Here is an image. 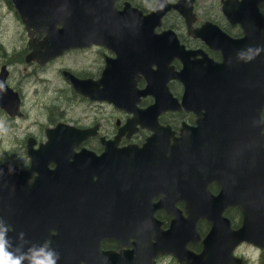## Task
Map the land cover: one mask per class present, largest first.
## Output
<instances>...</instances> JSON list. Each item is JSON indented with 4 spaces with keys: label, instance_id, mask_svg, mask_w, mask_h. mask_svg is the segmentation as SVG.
<instances>
[{
    "label": "water",
    "instance_id": "95a60500",
    "mask_svg": "<svg viewBox=\"0 0 264 264\" xmlns=\"http://www.w3.org/2000/svg\"><path fill=\"white\" fill-rule=\"evenodd\" d=\"M113 1L13 0L29 30L32 28L37 31L46 30L49 34V38L43 43L38 42L37 39L30 41L34 50L27 55L26 60L45 63L68 48L83 45L82 41L79 42V37L83 35L90 40L95 35L109 34L96 33L95 28L98 30L127 28L125 23L131 19L113 14ZM192 1L182 0L180 3L170 4L167 0H158L159 8L156 14L140 16L142 26L154 29L157 25H161L165 12L176 8L185 17L189 32L196 37L206 39V33L211 30H217L228 37L213 22L194 28V13L190 5L187 8ZM263 1L228 0L224 3L223 11L229 21L239 23L246 35L241 39H233L230 48L231 57L220 64L206 57L198 59L199 61L193 60L192 57L199 51L186 50L179 43V38L172 29L161 34L163 39L161 42L153 40L149 48L142 40V44L146 47L145 52H149V57L144 60L145 63L151 59L155 61L159 66L160 74L157 76L153 72L147 73L150 82L145 94L148 92L154 94L156 103L140 114L144 122L143 126L154 130L155 133L142 147L134 145L118 150L123 159H129V178L131 177L126 195L121 191L128 198L129 207L124 211L120 208V213L122 215L124 212L125 217L127 214L128 220L125 221L124 218L122 220L121 216L120 223L126 222L130 238H135V242L132 243L135 248L124 256L125 264H154V258L160 253L175 254L181 264H195V261L199 264L203 261L212 264L213 260L220 262L224 260L227 253L232 257L234 244L241 241H248L264 248V117L262 115L264 51L258 56L255 55L257 47H264V16L259 9V3ZM58 23H63V28H57ZM133 26L138 25L135 23ZM131 35L136 37L140 35L141 39L144 36H151L148 32L140 34L131 32L127 36ZM227 40L232 38L228 37ZM135 44L137 46V43ZM157 47L160 48L159 52L151 58ZM249 57L254 59L248 61ZM175 58L183 62V68L179 71H175L170 66ZM208 61L213 68L208 66ZM171 79H179L184 85L181 103L170 91L168 82ZM79 83L85 82L74 78L75 87L78 91L84 92L80 89ZM216 84L219 86L217 93L223 95L222 100L226 109L221 112L209 110V114L207 113L203 120H198L197 127L183 129L182 136L174 138L175 142L171 143L173 132L169 126L164 127L158 123L159 114L166 110L179 109L181 106L187 109L205 107V99H210L207 97V90L210 85L214 88ZM115 98L113 101L121 108L134 102V99ZM20 103L18 92L7 86L5 75H0V107L11 115H19ZM58 127L48 130L47 144L31 152L35 168L41 167V170H38L40 177L32 178L30 172L15 170L11 162L0 165V221H3L7 227L6 238L11 245L9 251L19 254V252H27L33 245H43L46 241H50L51 248L59 254L57 264H75L73 260L63 261L60 257L61 250L70 246L74 247V251L81 248L98 250L100 241L107 236L109 228L105 230L103 227L104 229L93 231L91 235L95 240L89 241L90 244L82 243L80 239L82 236L76 242L79 244H76L75 241H64L53 234L63 220H70L67 227H76L77 224L71 225L73 224L71 219L75 218L72 215L75 212L80 215V209L68 205L64 199V189L71 187L73 174L77 173L78 169L64 160L68 153L64 154L61 149L62 142L60 144L56 131ZM199 148H203L201 155L204 157L201 156V163L204 166V177L193 174V171L196 172L201 166L196 154ZM105 154L100 157L103 161L109 158ZM81 155L84 157V154ZM206 157H213V162L211 163ZM50 161L58 163L53 170L46 168ZM189 175L198 182L202 181L203 191L190 190ZM212 178H216L222 185V190L217 195L207 189V184ZM32 179L33 181L30 182ZM118 183H121V178L114 184ZM90 192H93L91 196L98 194L95 191ZM157 196L161 199L154 202L153 199ZM85 200L86 198L83 199V203ZM178 200L187 203L190 218H184L181 210L176 208ZM230 206H239L243 212L244 220L240 229L234 230L229 218L224 215V211ZM99 208L97 207L92 214L95 220L104 218L103 210ZM163 208L177 217L172 221L171 227L165 231L161 228V221L155 216L156 211ZM199 218L208 219L212 229L205 239L208 247L206 251L202 254H194L187 249V240L181 239V234L184 232L180 233V230L194 229L196 233ZM78 234L79 231L72 235L78 238Z\"/></svg>",
    "mask_w": 264,
    "mask_h": 264
},
{
    "label": "flooded vegetation",
    "instance_id": "af4514ba",
    "mask_svg": "<svg viewBox=\"0 0 264 264\" xmlns=\"http://www.w3.org/2000/svg\"><path fill=\"white\" fill-rule=\"evenodd\" d=\"M226 1L228 0H193L187 5V8L190 5L194 13V28L201 27L207 22H213L232 40L228 41V37L223 36L217 30L208 31L206 33L207 40L196 37L189 32L185 17L176 8H171L165 12L161 19V25H157L152 30L145 28L142 26L140 16L156 14L159 8L158 0H114L113 14L116 13L115 15L122 18L131 19L125 23L127 28L100 30L95 28L96 33L109 34L107 36L95 35L90 40L84 38L83 35V37H79V42L82 41L83 45L68 48L62 54L42 63L37 60L27 61L26 57L34 50L30 41L37 39L38 42L43 43L49 38L48 31H37L33 28L29 30L13 0H0L1 7L7 9L8 13L14 14V19L23 25L21 30L14 31L13 39L9 38V34H7V38L4 35L0 37V52L6 54L10 51L18 54V58L16 56L8 59L0 58V75H5V83L9 88L18 92L21 99V114L19 115H11L6 109L0 107L1 122L9 124L8 130L11 129L13 133L12 138L8 140L0 137V144L2 143L0 145V165L11 162V165L16 168L15 170L30 172L32 178L40 177L38 170H41V167L36 166L35 168L31 152L47 144L49 142L48 130L59 126L56 131L60 138V144L62 142L61 149L64 154L68 153L64 160L78 169L77 173H74L73 177L71 176L73 178L71 187L63 188L65 191L64 199L68 205L79 208L80 215L78 216L76 212L72 215L75 218L71 219L73 222L71 225L77 224L76 227H67L70 220H63L60 222V227L53 231V234L58 238L60 237L61 240L75 241L74 243L82 236L80 237L81 242L89 243L94 239V236L91 235L93 231L109 228L107 236L101 239L98 250L81 248V250L74 251L73 246L63 248L60 253L63 261L73 260L75 264H125L124 256L135 248L132 244L135 242V238H130L126 222L120 223L121 216L122 220L123 218L125 221L128 220L126 219L127 214L126 217L124 212L121 215L120 208L124 211L129 207V200L125 195L131 177L129 178V159H123L118 150L134 145L142 147L148 138L155 133L154 130L143 126L142 123L144 122L141 120L140 114L156 103L154 94L149 92L145 94L150 82L147 73L153 72L158 76L160 71L158 64L152 59L145 63L144 60L149 57V52L146 53L144 48H149L153 40L161 42L163 40L161 34L172 29L177 34L179 43L186 50L199 51L192 57L193 60L206 57L215 63H223L232 55L230 48H232L233 39H241L246 35L243 27L239 23L229 21L224 13L223 6ZM167 2L175 4L182 2V0H167ZM259 9L264 16V1L259 3ZM134 22L138 25L137 27L133 26L135 25ZM57 26V28H63L64 24L58 23ZM131 32L133 34L148 32L151 36H144L142 39L139 37L140 35L138 37L135 35L127 36ZM142 40L146 42V47L142 44ZM225 46L227 47L224 49ZM159 49L157 47L153 51L154 56L151 58L155 57ZM76 55H82L89 63L84 66L77 63L76 67L65 64L70 57H76ZM14 63L16 70L19 69V64L20 67L24 66L22 70H24L25 76L14 78L15 75L11 70ZM170 66L175 71H179L183 68V62L175 58ZM208 66L213 68L211 62ZM50 70L59 75L60 84H56L54 79L48 75ZM213 72L215 71L213 70ZM72 78L85 82L78 84L84 92L78 91ZM49 85L52 87L51 89ZM168 85L173 96L181 103L184 94L182 82L179 79H171ZM217 88H219L217 84L214 88L213 85L209 86L207 97L210 99H205V107L198 106L194 109H187L181 106L179 109H170L159 114L158 123L164 127L169 126L173 132L171 143L175 142L174 138L182 136L183 129L197 127L199 125L198 120H203L209 110L221 112L226 109L222 100L223 95L217 93ZM34 97H39L38 99L46 100V102L45 104L41 103L45 109L33 115V107L36 106L33 103ZM113 98L118 100L119 98L134 99V102L132 105L128 104L129 106L121 108L116 104L117 102L113 101ZM53 99H58L59 102L51 101ZM211 104L213 105L211 106ZM262 115L264 117V108ZM200 144L202 145V143ZM193 152L195 151L193 150ZM196 152L201 166H197V171H193V174L204 177V166L201 163V159L204 157L201 155L203 148H199ZM81 154H84V157ZM104 154L109 157L106 161L100 159ZM207 159L211 163L213 162V157ZM47 164L46 168L49 170L55 169L58 165L54 161ZM192 166L194 167V165ZM189 177L190 190L203 191L202 181L200 179L199 182L194 180L191 175ZM120 178L121 185L119 183L114 184L116 181L119 182ZM32 181L33 179L30 182ZM207 189L217 195L222 190V185L216 178H212L207 184ZM90 191L98 192V194L91 196L93 192ZM160 199L161 197L157 196L154 197L153 201L158 202ZM97 207H100L104 214V218L100 220H95L92 215ZM176 208L181 210L184 218H190L187 203L184 200H178ZM224 215L229 218L234 230L240 229L243 225L244 215L239 206L228 207L224 211ZM155 216L161 221V228L164 231L168 230L172 221L177 218L176 215L168 213L164 208L157 210ZM78 222L80 223L78 224ZM211 229L212 224L208 219L199 218L196 233L193 231L194 229L180 230V233L184 232L181 234V239L187 240V249L194 254H202L208 248L205 239ZM78 231V238L72 235L73 233L77 234ZM186 235L187 237H185ZM154 261V264H181L179 258L173 253H160L154 258ZM211 263L264 264V248L248 241H241L234 244L232 257L227 253L221 262L213 260ZM195 264H199L198 261H195ZM202 264H208V262L203 261Z\"/></svg>",
    "mask_w": 264,
    "mask_h": 264
},
{
    "label": "rangeland",
    "instance_id": "374dc122",
    "mask_svg": "<svg viewBox=\"0 0 264 264\" xmlns=\"http://www.w3.org/2000/svg\"><path fill=\"white\" fill-rule=\"evenodd\" d=\"M22 28H23V25L19 21L14 19V14L8 13L7 9L1 7V5H0V37H2L4 35V37L7 38V34H9V38L13 39L14 31L21 30ZM14 56H16L18 58L17 53L15 54V53L9 51L8 53L4 54L3 52H0V58L8 59V58H11ZM77 63L81 66H84V65H87L89 62L82 55H76V57H74V56L70 57L69 61L65 62V64L71 65L73 67H76ZM14 68H15V63L12 64V69H11L13 71V74L15 75L14 78H16V77L19 78V77L25 76L24 70H22V69H24V66L20 67V64H19L18 70L14 69ZM48 75L54 79V82L56 84L61 83V79H60L59 75L54 73L52 70H50ZM49 87H50V89L52 88L50 85H49ZM38 98L39 97L33 98V103L36 105L35 107H33V111H32L33 115L35 113H40V112H42L43 109H45V106L43 104H45L46 100L38 99ZM51 101H53L55 103L59 102L58 99H53ZM41 103H43V104H41ZM0 125H1L0 126V137L3 139H6V140H8L9 138H12L13 133L11 132V129L8 130L9 124H4L3 122H1V117H0ZM1 138H0V140H1ZM0 151H1V147H0Z\"/></svg>",
    "mask_w": 264,
    "mask_h": 264
},
{
    "label": "clouds",
    "instance_id": "9594fccd",
    "mask_svg": "<svg viewBox=\"0 0 264 264\" xmlns=\"http://www.w3.org/2000/svg\"><path fill=\"white\" fill-rule=\"evenodd\" d=\"M249 50L251 51V48ZM262 51H264V47H257L255 55L258 56ZM252 59L254 57H249L248 61ZM0 228H2L0 230V264H25V261H27V264H57L59 254L51 248L50 241H46L43 245H33L27 252H19L17 254L8 250L11 245L6 238L7 227L3 221H0Z\"/></svg>",
    "mask_w": 264,
    "mask_h": 264
}]
</instances>
